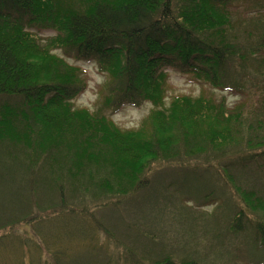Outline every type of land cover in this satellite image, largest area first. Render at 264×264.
Returning <instances> with one entry per match:
<instances>
[{"label":"trees","instance_id":"1","mask_svg":"<svg viewBox=\"0 0 264 264\" xmlns=\"http://www.w3.org/2000/svg\"><path fill=\"white\" fill-rule=\"evenodd\" d=\"M234 1L0 0V96L18 97L24 105L23 109L6 107L0 112V143L19 151L13 156L1 149V155L10 156L19 169L28 167L27 184L18 179L13 167L8 172L0 170V185L9 177L11 192L17 189L23 200L11 212L25 211L17 217L0 214V264H73L64 259L68 244L60 246L71 237L62 233L65 230L57 232L52 247L50 237L34 228L38 223L52 216L64 217L72 227L75 223L82 229L83 225L90 237L94 228L82 222L86 215L94 217L88 196L103 208L110 205L105 198L124 196L111 204L122 203L148 186L145 175L154 164L176 159L183 164L187 160H181L182 155L204 154L214 145H223L216 144L213 128L200 134L199 123L207 117L230 130L235 116L227 113L224 102L215 105L188 96L172 101L170 106L179 108L172 113L173 107L165 106L166 71L173 69L219 88L231 84L233 58L242 52L231 35L229 7ZM28 26L38 31L55 28L58 33L43 44L40 37L26 30ZM260 27L263 22L251 23L246 34L251 29L256 33ZM58 50L76 61L95 59L108 74L112 87L104 98L106 109L117 111L144 103L154 106L148 117V123L153 121L150 135L142 138L144 143L137 141L144 128L123 132L103 109H74L73 101L87 82L79 68L54 53ZM263 64H259L261 70ZM262 107L264 118V104ZM185 129L194 135L181 138ZM195 133L201 136L196 138ZM261 137L264 139V134H254L255 147L262 145ZM202 139L201 152L190 153ZM260 157L264 150H253L220 166L246 168ZM39 167L47 172L35 173ZM222 172L218 170L217 177L222 175L231 183L252 212H264V199L253 190L242 191L225 175L226 169ZM213 176H207L208 181L213 182ZM2 189L0 186V192ZM214 198L212 190L205 195V200ZM234 217L233 230L252 234L264 250V218L251 219L243 211ZM95 220L94 224L91 221L94 226H102L103 222ZM21 225H30L33 234L17 231ZM140 264L199 263L164 255L156 260L143 258Z\"/></svg>","mask_w":264,"mask_h":264},{"label":"rangeland","instance_id":"2","mask_svg":"<svg viewBox=\"0 0 264 264\" xmlns=\"http://www.w3.org/2000/svg\"><path fill=\"white\" fill-rule=\"evenodd\" d=\"M229 11L233 25L231 35L236 37L234 41L242 49L240 56L233 58L235 64L230 72L231 84L219 88L194 76L168 69L165 91L166 107H171L175 98L183 96L196 99L202 97L215 105L224 102L227 113L235 116L231 122L232 129L228 130L227 126L222 124L217 126L219 122L207 117L199 123V131L202 132L200 134L203 135L213 128L216 130V144L223 145L213 144L215 147L207 153L204 151V154H198L201 152V143L204 140L202 139L190 152L198 155H182L181 160H187L185 163L180 164L181 161L176 159L154 164L145 175L148 186L129 195L122 203L111 204L124 196L109 198L110 200L102 198L110 204L108 208H103L105 206L95 205L94 203L100 202H94L92 197L88 196L90 199L88 198L87 202L91 205L94 217L86 215L82 222L94 228L93 234L88 230L92 234L90 237L82 230L83 225L82 229L75 223L72 227L66 224L68 219L64 217L53 219L52 216L51 220L38 223L34 228L50 237L52 247L55 244L51 239L57 232L65 230L62 233L71 237L67 241L63 240L64 244H60H68L64 248L66 261L73 264H108L109 261L112 264H140L143 258L156 260L160 256L173 255L180 261L195 259L199 264H264V250L260 243L255 242L250 233L237 234L231 226L234 216L241 211L251 219L264 218V212H252L233 189L232 184L225 182L222 176V170L226 169L225 175L233 178V182L241 187L242 191L253 190L264 199V157L253 161L246 168L237 164L221 167L223 162L235 161L241 154L264 150L262 137V145L255 147L252 144L254 134H264V64L262 70L259 68V64L264 61V27H260L256 33L251 29L249 32H254L253 36L248 35L249 32L246 34L247 25L255 22L259 24V21L264 23V0H235ZM26 30L40 37L43 44H48L46 41L58 33L55 28L38 31L36 27L28 26ZM253 48L254 53H251ZM54 53L79 68L80 74L87 82L85 90L73 101L74 109H86L90 112L103 109L123 132L144 128L138 134L140 140L137 141L145 142L142 138H148L150 135L148 130L153 121L148 123V117L154 106L144 103L140 106L125 105L117 111L106 109L104 98L109 94L112 83L108 74L101 71L98 62L95 59L76 61L66 56L62 50ZM238 76L241 78H237ZM6 107L18 110L23 109L24 105L22 107L18 97L0 96V112ZM172 107V113L179 110L177 106L175 109ZM184 134L194 135L188 129L182 131L181 138L185 137ZM195 134L196 138L200 135ZM1 149L13 156L19 152L6 143H0V170L8 172L13 167L19 176L18 179L27 184L28 172L25 171L28 167L19 169L18 163L12 162L10 156L2 157ZM40 168H35V173L44 175L47 170ZM218 170L222 172L219 177L216 175ZM212 173L213 182L207 178ZM10 182L8 177V182L0 185L3 186L0 192V214L23 216L25 211L11 212L15 206L22 205L23 200L17 189L11 192L10 186L13 184ZM209 190L213 191L215 198L205 200ZM41 194L42 192L39 196ZM96 218L103 222L102 226L93 225ZM17 229L32 233L30 225H21ZM32 234L29 236L32 237Z\"/></svg>","mask_w":264,"mask_h":264}]
</instances>
